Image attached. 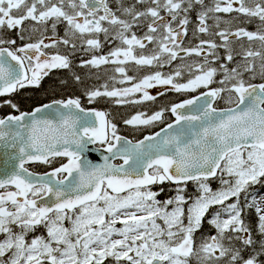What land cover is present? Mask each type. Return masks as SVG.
Segmentation results:
<instances>
[{
  "label": "flooded vegetation",
  "instance_id": "flooded-vegetation-1",
  "mask_svg": "<svg viewBox=\"0 0 264 264\" xmlns=\"http://www.w3.org/2000/svg\"><path fill=\"white\" fill-rule=\"evenodd\" d=\"M211 1L194 0L182 7L149 10L143 13L147 17L144 23H136L137 14L129 17L126 27H118L124 7L117 8L114 0H0V54L10 58L0 65L8 66V75L11 74L10 83L0 94V119L51 102H76L83 109L102 110L107 119H160L137 136L121 132L108 122L106 141L94 143L101 148L111 144L118 134L137 140L175 119H183L176 107L203 93L211 95L213 110L236 106L243 99L238 92L243 88L250 89L244 91V97L249 95L251 101V94L257 89L264 93V0H218L219 4ZM149 27L154 34L139 41L144 48L140 53L133 45ZM199 54L202 57L198 65ZM137 55L143 56V75H138L139 69H129V63L141 65L134 61ZM210 64L213 65L207 67ZM181 66L188 72H179ZM185 74L188 84L182 78ZM0 75L2 83L1 71ZM198 83L203 87H197ZM119 93L124 94V99H118ZM17 108L26 109L15 112ZM231 154L212 178L173 182L161 166H154L149 170L154 179L148 186L114 193L103 184L95 201L61 211L31 205L32 200L47 194L44 184L32 186L26 194L23 188L6 185L0 187V210L32 211L33 219L22 225L30 224V232L38 236L44 233L40 229L43 221L57 213L74 212L97 202L104 194L124 195L151 188V195L159 199L173 200L183 195L188 216L194 196L190 198L187 190L195 191L199 181L217 187ZM77 158L52 156L24 167L62 180L67 175L63 167ZM263 179L264 175L253 185L256 193L264 192ZM198 231L206 234L214 229L203 222ZM162 260L161 264L166 263ZM109 261L112 262L106 259L103 264Z\"/></svg>",
  "mask_w": 264,
  "mask_h": 264
},
{
  "label": "rangeland",
  "instance_id": "rangeland-1",
  "mask_svg": "<svg viewBox=\"0 0 264 264\" xmlns=\"http://www.w3.org/2000/svg\"><path fill=\"white\" fill-rule=\"evenodd\" d=\"M193 1L114 0L117 8L124 7L117 25L126 27L129 17L137 14L136 23H144L146 11L182 7ZM152 30L149 27L148 32L140 34L134 50L144 51L139 41L152 36ZM201 57L199 54L198 65ZM142 59L137 55L134 61L141 65L136 67V63H129V69H139L138 75L145 70ZM179 72L188 71L181 66ZM182 78L188 84V76ZM197 87L203 85L198 83ZM118 99H124V94L119 93ZM159 120L110 122L117 130L137 136ZM263 175V151L240 149L225 162L217 187L199 181L195 191L187 190L190 198L194 196L188 216L183 195L173 200L159 199L147 188L124 195L104 194L97 202L74 212L57 213L43 221L40 229L44 233L38 236L32 235L30 224L22 225L33 219L32 211L16 213L1 208L0 264H103L106 259L112 264H157L152 263L154 259H165L164 264H241L247 260L264 264V192L256 193L253 186ZM203 222L214 232L198 231Z\"/></svg>",
  "mask_w": 264,
  "mask_h": 264
},
{
  "label": "water",
  "instance_id": "water-1",
  "mask_svg": "<svg viewBox=\"0 0 264 264\" xmlns=\"http://www.w3.org/2000/svg\"><path fill=\"white\" fill-rule=\"evenodd\" d=\"M8 59L0 54V62ZM0 71L1 94L11 74L8 66L0 65ZM246 90L238 91L243 99L236 106L223 110L210 108L209 93L185 100L176 107L183 119L137 140L119 134L101 148L94 143L107 138L108 119L102 110L51 102L7 115L0 119V187L15 185L26 194L44 184L47 194L31 205L61 211L95 201L103 184L114 193L148 186L154 166H161L173 182L212 178L227 154L248 147L264 150V93L257 89L250 101ZM58 155L78 156L63 167L67 175L62 180L24 167Z\"/></svg>",
  "mask_w": 264,
  "mask_h": 264
},
{
  "label": "trees",
  "instance_id": "trees-1",
  "mask_svg": "<svg viewBox=\"0 0 264 264\" xmlns=\"http://www.w3.org/2000/svg\"><path fill=\"white\" fill-rule=\"evenodd\" d=\"M25 109H26V108H20V109L17 108V109L14 110V111H15V112H18V111H22V110H25ZM8 112H11V109H9ZM112 263H113V261H112V262L109 261V264H112ZM122 263H123V262H122ZM122 263H121V264H122ZM124 264H125V263H124Z\"/></svg>",
  "mask_w": 264,
  "mask_h": 264
}]
</instances>
